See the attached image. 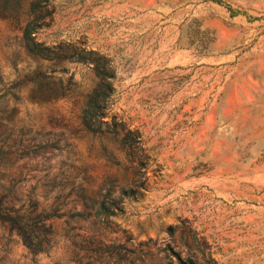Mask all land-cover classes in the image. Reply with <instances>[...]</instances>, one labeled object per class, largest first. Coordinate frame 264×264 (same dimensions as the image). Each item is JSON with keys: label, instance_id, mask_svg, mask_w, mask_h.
I'll return each instance as SVG.
<instances>
[{"label": "rangeland", "instance_id": "obj_1", "mask_svg": "<svg viewBox=\"0 0 264 264\" xmlns=\"http://www.w3.org/2000/svg\"><path fill=\"white\" fill-rule=\"evenodd\" d=\"M31 1L0 0V198L36 250L0 218V264H264V0H41L35 39L92 51L59 62Z\"/></svg>", "mask_w": 264, "mask_h": 264}, {"label": "trees", "instance_id": "obj_2", "mask_svg": "<svg viewBox=\"0 0 264 264\" xmlns=\"http://www.w3.org/2000/svg\"><path fill=\"white\" fill-rule=\"evenodd\" d=\"M28 13L31 18L23 26V39L29 52L40 55L48 59H54L57 62L62 60H77L83 61L91 58L92 51L77 49L72 46L54 48L43 44L35 39V32L42 24V20L46 17L47 13L41 5V0L31 1L28 8ZM95 61V72L99 78L96 87L87 94L84 106L81 113V121L83 126L92 132H101L104 130L116 132L117 127L121 122H107L103 119L106 115V110L109 105V100L114 86L112 78L114 76L113 69L106 64V60L100 58H93ZM135 130H127L121 138V143L128 151L137 147L139 140L136 138ZM132 189H122L121 193H131ZM0 210H4V214H0V218L7 222L10 229L16 231L21 237L24 244L32 250H36V246L31 241V234L28 231L25 222H20V215H13L10 209L3 206L2 199L0 198ZM188 264H196L193 260H188Z\"/></svg>", "mask_w": 264, "mask_h": 264}]
</instances>
